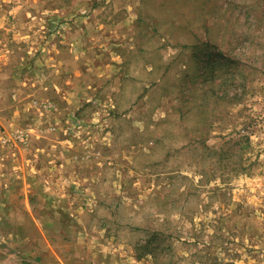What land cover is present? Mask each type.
I'll return each mask as SVG.
<instances>
[{
	"label": "rangeland",
	"instance_id": "1",
	"mask_svg": "<svg viewBox=\"0 0 264 264\" xmlns=\"http://www.w3.org/2000/svg\"><path fill=\"white\" fill-rule=\"evenodd\" d=\"M0 240L19 264H264V0H0Z\"/></svg>",
	"mask_w": 264,
	"mask_h": 264
},
{
	"label": "trees",
	"instance_id": "2",
	"mask_svg": "<svg viewBox=\"0 0 264 264\" xmlns=\"http://www.w3.org/2000/svg\"><path fill=\"white\" fill-rule=\"evenodd\" d=\"M195 47L198 53L202 55L200 61L205 63V70L203 69V73H208V75L211 73L212 78H215V76H218L219 72H221L219 68L231 72L232 69H230V66L233 64V61L230 59L227 60L224 51L219 48L218 44H214L210 40H202L198 42Z\"/></svg>",
	"mask_w": 264,
	"mask_h": 264
},
{
	"label": "crops",
	"instance_id": "3",
	"mask_svg": "<svg viewBox=\"0 0 264 264\" xmlns=\"http://www.w3.org/2000/svg\"><path fill=\"white\" fill-rule=\"evenodd\" d=\"M10 209L15 210V207H10ZM13 214H16V213H13ZM32 216H33V220L31 222H33L35 226H40L39 228L42 230V232H44V239L46 240V242H45V245L40 246V247L46 249L48 251V253L50 254V256L53 257V255H54V251H53L54 241H53V239L42 228V225H41L40 221H38L36 216L33 214H32ZM9 229H10L9 232L15 231V230H13L14 228H9ZM16 243H17V245H15ZM16 243L12 242L10 245L12 247L10 248L9 245H7L4 241L0 240V264H19V259L17 257H18V252L20 253L21 249H17V247L20 245H18L19 242H16ZM15 246H17V247H15ZM13 248H16V249L12 250ZM33 259L36 260V258H33ZM49 264H51V262ZM61 264H67V262L61 261Z\"/></svg>",
	"mask_w": 264,
	"mask_h": 264
}]
</instances>
